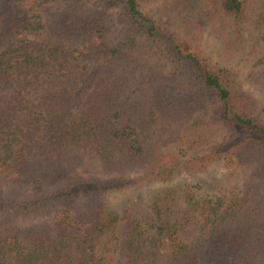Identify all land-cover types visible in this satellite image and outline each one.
I'll return each instance as SVG.
<instances>
[{"label": "trees", "instance_id": "trees-1", "mask_svg": "<svg viewBox=\"0 0 264 264\" xmlns=\"http://www.w3.org/2000/svg\"><path fill=\"white\" fill-rule=\"evenodd\" d=\"M206 32L264 85V0H0V264H264V118Z\"/></svg>", "mask_w": 264, "mask_h": 264}, {"label": "rangeland", "instance_id": "rangeland-1", "mask_svg": "<svg viewBox=\"0 0 264 264\" xmlns=\"http://www.w3.org/2000/svg\"><path fill=\"white\" fill-rule=\"evenodd\" d=\"M51 10V8H49ZM45 16H48V11H46ZM117 14H114V17H116ZM202 47L206 50L208 54H210L213 59L221 66L227 69H230L232 71L238 72L240 75V83L242 87L250 94H252L260 103V110L261 115L264 118V85L263 86H256L251 84L247 80V74L250 71V68L253 64V61L255 60L256 55L249 52V47L251 45V42L247 44L248 50H246V54L243 56V58H237V59H230L228 61V56L222 54V46L220 41L213 35L209 33H205L202 41H201ZM230 58V57H229ZM235 58V57H234ZM44 91H40V94H43ZM38 95V96H39ZM74 175H78L87 179H100L101 177L96 175L92 172H86L81 169L75 168ZM240 176V181L242 182H249L251 178L248 176V173H244ZM225 177V172L222 169V167L219 164H216L212 166L207 172L202 174H196V175H181L175 178L173 181L163 184V185H149L147 187H144L141 189V193L147 198L149 194H151L153 191L164 188V187H173L177 186L179 189L184 188L187 185H195L198 183H210L213 182L216 179H222ZM58 181V175H54V177H49L43 182H41L38 185H34L29 188H25L23 191L24 195H27V193L32 194L36 192L37 190H48L49 188L53 187ZM22 191H15L13 188L8 189V193H21ZM0 193L2 190H0ZM112 204H116L118 201H121L123 199L122 195H113L111 198H109ZM36 217H31L27 219V221L24 224H30L32 222H35L37 219ZM41 218V217H39ZM20 221H22V218H19Z\"/></svg>", "mask_w": 264, "mask_h": 264}]
</instances>
